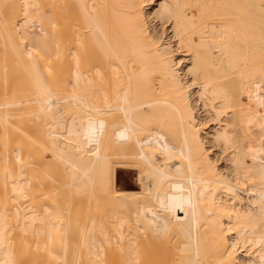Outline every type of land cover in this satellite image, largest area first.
<instances>
[{
    "label": "bare ground",
    "instance_id": "bare-ground-1",
    "mask_svg": "<svg viewBox=\"0 0 264 264\" xmlns=\"http://www.w3.org/2000/svg\"><path fill=\"white\" fill-rule=\"evenodd\" d=\"M0 264H264V0H0Z\"/></svg>",
    "mask_w": 264,
    "mask_h": 264
},
{
    "label": "rangeland",
    "instance_id": "rangeland-1",
    "mask_svg": "<svg viewBox=\"0 0 264 264\" xmlns=\"http://www.w3.org/2000/svg\"><path fill=\"white\" fill-rule=\"evenodd\" d=\"M139 172L138 170L132 171V173H130V175H126V174H120L119 172L116 173L115 177H114V182L127 186L130 184H136L139 181V176H138Z\"/></svg>",
    "mask_w": 264,
    "mask_h": 264
}]
</instances>
